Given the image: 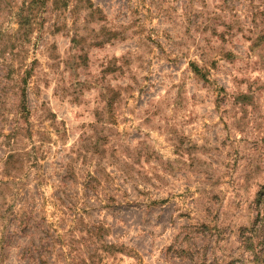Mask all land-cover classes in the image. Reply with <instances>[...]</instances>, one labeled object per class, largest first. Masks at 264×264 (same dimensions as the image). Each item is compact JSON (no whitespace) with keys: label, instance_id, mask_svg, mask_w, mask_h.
I'll return each mask as SVG.
<instances>
[{"label":"rangeland","instance_id":"rangeland-1","mask_svg":"<svg viewBox=\"0 0 264 264\" xmlns=\"http://www.w3.org/2000/svg\"><path fill=\"white\" fill-rule=\"evenodd\" d=\"M28 1L0 0V264H254L264 0H68L21 26Z\"/></svg>","mask_w":264,"mask_h":264},{"label":"trees","instance_id":"trees-1","mask_svg":"<svg viewBox=\"0 0 264 264\" xmlns=\"http://www.w3.org/2000/svg\"><path fill=\"white\" fill-rule=\"evenodd\" d=\"M67 1L68 0H29L27 3V6L25 8L22 7L20 9V11L22 12V16H21L22 23L20 22L19 25L21 26L24 25V22L26 21L28 17V16H23L24 12H31L33 11V8L35 7L45 8L48 3L51 4V7L55 11H59L60 9L63 10L67 6ZM25 24H30V22H26ZM20 111L21 113H26L24 92L21 93ZM17 164L18 165L21 164L19 163V155L10 154L7 156L4 166L15 167ZM259 205L262 208V211L264 214V199L259 201ZM261 245H262V249L260 250V252H255V250H253L255 252L254 253V257H255L254 264H264V239L262 240Z\"/></svg>","mask_w":264,"mask_h":264}]
</instances>
